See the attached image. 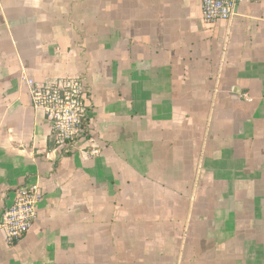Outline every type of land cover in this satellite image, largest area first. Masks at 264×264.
<instances>
[{
    "label": "crops",
    "instance_id": "crops-1",
    "mask_svg": "<svg viewBox=\"0 0 264 264\" xmlns=\"http://www.w3.org/2000/svg\"><path fill=\"white\" fill-rule=\"evenodd\" d=\"M67 76L73 152L22 80ZM31 182L0 264H264V0L213 24L201 0H0V217Z\"/></svg>",
    "mask_w": 264,
    "mask_h": 264
},
{
    "label": "built area",
    "instance_id": "built-area-1",
    "mask_svg": "<svg viewBox=\"0 0 264 264\" xmlns=\"http://www.w3.org/2000/svg\"><path fill=\"white\" fill-rule=\"evenodd\" d=\"M241 1L254 3L261 0H201L203 23L230 21ZM22 80L27 86L32 108L48 123L56 146L67 152L75 151L77 142L84 137L86 111L82 80L76 76L44 83H36L28 77ZM79 153L86 158L95 157L99 149L83 148ZM41 197L42 192L36 182L27 183L15 191L11 204L0 217V233L7 244L12 245L27 235L36 219Z\"/></svg>",
    "mask_w": 264,
    "mask_h": 264
}]
</instances>
